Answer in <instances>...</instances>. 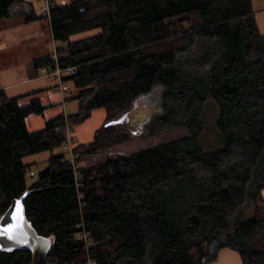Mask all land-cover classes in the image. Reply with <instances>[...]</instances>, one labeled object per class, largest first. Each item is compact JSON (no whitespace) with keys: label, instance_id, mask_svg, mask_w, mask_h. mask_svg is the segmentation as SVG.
Wrapping results in <instances>:
<instances>
[{"label":"trees","instance_id":"trees-1","mask_svg":"<svg viewBox=\"0 0 264 264\" xmlns=\"http://www.w3.org/2000/svg\"><path fill=\"white\" fill-rule=\"evenodd\" d=\"M17 1L0 0V19ZM48 22L58 59L35 67L74 68L63 80L79 108L32 132L29 116L46 107L0 89V218L35 190L24 204L29 223L51 239L42 264H213L223 248L243 264H264V33L253 0L54 2ZM151 94L160 107L148 133L185 127V136L79 166L130 139L102 125L28 185L25 156L65 146L97 108L110 120ZM209 100L224 141L214 150L200 142ZM31 263L29 248L0 250V264Z\"/></svg>","mask_w":264,"mask_h":264},{"label":"crops","instance_id":"crops-1","mask_svg":"<svg viewBox=\"0 0 264 264\" xmlns=\"http://www.w3.org/2000/svg\"><path fill=\"white\" fill-rule=\"evenodd\" d=\"M53 1L57 6H65L76 0ZM255 1L256 0H253V8L256 20L260 31L264 33V29H262L259 21L261 16L264 17V7H258L256 9L254 6ZM33 4V0H18L11 9V16L0 19V89H3L10 98H20L19 103L22 105L29 103L30 100L37 97L47 109L48 107L61 104L58 102H60L61 99L65 100L66 93L70 96V99L74 98V94L66 85H62L61 88L60 81L53 69L48 67H35V62L37 60L53 54V52L48 53V49L37 50L38 46H36L37 44L34 41L36 38L42 37V30L32 33V30L31 32L25 30L20 31L19 28L15 27L14 21L17 20L28 23L33 22L27 25L34 24L35 27L38 26L39 19H33V17H31V19H28L30 21H28L27 18H24V15L29 13L34 17L39 18V16H41L40 13L42 11L37 13L36 7L33 6ZM21 7H24V11H21ZM13 8L15 11H13ZM32 28L33 27H31V29ZM100 32V29H96L76 34L71 37V40L75 41L91 37ZM58 46H60V44L57 45L56 42L54 48ZM78 108L79 105H76L74 112H77ZM106 119L107 112L104 108L93 110L91 116L85 122L77 126L71 133V141L69 146L67 145L66 147L70 148L71 145L73 149L78 144H88L92 142L95 131L105 123ZM30 121L31 118L29 121L27 120V123ZM34 121H36L34 122V127L28 126V129L32 132L33 130H41V128L45 126L46 120ZM64 147L65 146H63V148ZM60 148H56L53 151H43L25 156L23 162L30 167L47 163L52 156L63 154ZM32 179H35V177L33 176ZM32 183H28V185L31 186ZM263 194L264 191L262 192V195ZM213 264H243V262L238 252L229 248H223L219 251L217 260Z\"/></svg>","mask_w":264,"mask_h":264},{"label":"rangeland","instance_id":"rangeland-1","mask_svg":"<svg viewBox=\"0 0 264 264\" xmlns=\"http://www.w3.org/2000/svg\"><path fill=\"white\" fill-rule=\"evenodd\" d=\"M33 1H34L33 6L36 7L37 13H39V11H43V9L46 8V0H33ZM254 6L256 9L258 7H264V0H258V1L256 0L254 3ZM23 8L24 7H21V11H24ZM13 11H15L14 8H13ZM40 14L41 16H44L42 12ZM29 15L31 14L30 13L25 14L24 18L26 19L27 16ZM263 18L264 17L261 16L259 19L262 29H264V19ZM24 22L25 21L21 22L19 20L14 21L15 27L19 28L20 31L25 30L27 32H31L32 30V33H35L37 31L40 32L42 30V37L36 38V40L34 41L37 44L36 46H38L37 50H41V49L47 50L48 49L47 50L48 53L53 52V54L56 53L58 56L56 47L54 48V45L56 44V42H54L53 40L48 18L47 17L39 18V23L37 27H35L34 24L27 25L33 22H29V23L28 22L24 23ZM31 27L33 28L31 29ZM57 45H59V43H57ZM54 73L58 77L59 81L62 82V85L63 86L66 85V87H68L71 90L72 88L71 84L66 83L63 80V77H65L66 75H69L68 72L63 71L60 76H58L55 71ZM72 92L73 94H75L73 90ZM58 103H61V104L57 106L48 107L45 110L44 115L42 116L35 115V114L30 115L28 118V121L30 120V118H31V121L29 122L30 125L28 123V126L34 127L33 126L34 122H36L34 120H38V121L46 120L47 121L48 119L56 116L60 112H64L66 114L74 113L75 106L79 105L78 101L74 99H70V96L67 93L65 94V100L61 99V101ZM159 105H160L159 97H157L154 94H151L148 96L146 95L142 97L140 100L133 103L130 107H128V110L131 115L132 128L133 130L137 131L136 134L126 132L130 135V139L128 141L121 143V144H116L113 147L104 148L99 154L89 157L85 161L79 163V166H87V165H90L95 162L102 161V160H105L111 157H116L122 154L132 153L138 150L146 149L150 146L160 144L162 142L170 141V140L185 136L188 131L187 128L185 127H179V128H175L172 130L157 131L155 132V134H149L150 131L148 130V124L151 121V119L153 120V118H151L153 116L152 114L159 110V107H160ZM217 113L218 111L216 109V105L211 100H209L206 103L205 110L202 116L203 131L200 136L201 145L206 150H214V149L221 148L224 146V141L218 138V133L216 129ZM107 121L108 120L106 119L105 122ZM38 130H33V131H38ZM70 137H71V134H70ZM72 147L73 146L71 145H70V148L64 147L67 149H64L63 147H61L60 151L61 153L65 154L67 157L72 158ZM47 166H48V162L44 164H37V165L30 167V170L28 171L27 176H26L27 182L32 183L34 181L32 177L34 176L36 178L39 171L45 169ZM263 198H264V194H263Z\"/></svg>","mask_w":264,"mask_h":264},{"label":"water","instance_id":"water-1","mask_svg":"<svg viewBox=\"0 0 264 264\" xmlns=\"http://www.w3.org/2000/svg\"><path fill=\"white\" fill-rule=\"evenodd\" d=\"M104 126L107 128H114L120 132H129L132 134H136L137 132L132 128V120L128 108L118 113L114 118L105 122ZM33 191L35 190L29 189L20 197L14 198L8 209L0 218V226H6L13 223L14 221L12 219V214L16 211L17 201L22 203L25 218V224L23 226L22 232L17 236L16 239H10L7 236L0 235V250L29 248L32 250L31 264H42L47 252L50 249L51 239L39 235L26 217L24 201Z\"/></svg>","mask_w":264,"mask_h":264},{"label":"snow or ice","instance_id":"snow-or-ice-1","mask_svg":"<svg viewBox=\"0 0 264 264\" xmlns=\"http://www.w3.org/2000/svg\"><path fill=\"white\" fill-rule=\"evenodd\" d=\"M12 219L14 221L13 223L6 226H0V235L7 236L10 239H16L17 236L21 234L25 224L23 205L20 201H17V208L12 214Z\"/></svg>","mask_w":264,"mask_h":264},{"label":"built area","instance_id":"built-area-1","mask_svg":"<svg viewBox=\"0 0 264 264\" xmlns=\"http://www.w3.org/2000/svg\"><path fill=\"white\" fill-rule=\"evenodd\" d=\"M53 5H54V1L53 0H46V8L43 9L42 13L47 18H49V16H50V11H51V8H52ZM52 58L54 60H57L58 59L57 54L56 53L52 54ZM63 71H67L68 74L71 75V74H73L75 72V69L74 68H67L66 70H62L61 68L57 67V69L55 70V72H56V74L58 76H60ZM60 86L62 88V82L61 81H60ZM70 141H71V139H70ZM70 141L65 145V147L67 145L69 146Z\"/></svg>","mask_w":264,"mask_h":264}]
</instances>
